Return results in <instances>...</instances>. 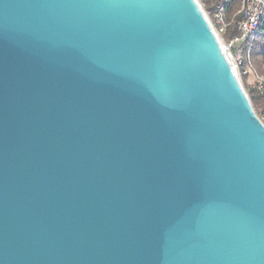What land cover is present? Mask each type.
Instances as JSON below:
<instances>
[{
    "label": "water",
    "instance_id": "water-1",
    "mask_svg": "<svg viewBox=\"0 0 264 264\" xmlns=\"http://www.w3.org/2000/svg\"><path fill=\"white\" fill-rule=\"evenodd\" d=\"M0 264H264V125L198 0H0Z\"/></svg>",
    "mask_w": 264,
    "mask_h": 264
},
{
    "label": "trees",
    "instance_id": "trees-1",
    "mask_svg": "<svg viewBox=\"0 0 264 264\" xmlns=\"http://www.w3.org/2000/svg\"><path fill=\"white\" fill-rule=\"evenodd\" d=\"M208 16L214 18L217 8L225 2V15L230 24L229 32L225 36L226 41H231L239 34L237 33V23L241 20L240 10L243 0H199ZM240 48L244 50L245 55L249 54L250 61H245L239 68L245 87L249 94L252 106L255 112L260 115L264 111V84L259 90L256 87V77L264 79V19L258 32L253 38L248 39ZM248 71L249 73H246ZM254 78V82L250 81Z\"/></svg>",
    "mask_w": 264,
    "mask_h": 264
},
{
    "label": "built area",
    "instance_id": "built-area-1",
    "mask_svg": "<svg viewBox=\"0 0 264 264\" xmlns=\"http://www.w3.org/2000/svg\"><path fill=\"white\" fill-rule=\"evenodd\" d=\"M239 14L241 20L236 25L239 35L231 41L225 40V36L228 34L230 28V24L225 15V2L217 8L213 18V24H211L219 40L222 38L220 42L232 65H235L237 68L242 67L246 60L250 61L249 54L245 55L240 45L248 39L253 38L258 32L262 20L264 19V0H243ZM246 73L249 72L246 71ZM263 84L264 79L256 77V87L259 90L263 88ZM257 117L264 125V111L260 115L257 114Z\"/></svg>",
    "mask_w": 264,
    "mask_h": 264
},
{
    "label": "rangeland",
    "instance_id": "rangeland-1",
    "mask_svg": "<svg viewBox=\"0 0 264 264\" xmlns=\"http://www.w3.org/2000/svg\"><path fill=\"white\" fill-rule=\"evenodd\" d=\"M198 1H199V0H198ZM199 3L201 4L200 1H199ZM201 5H202V4H201ZM202 7H203V6H202ZM203 9H204V7H203ZM204 11H205V10H204ZM205 13H206V11H205ZM206 15H207L208 19L211 21V24H213V18L210 17V16H208L207 13H206ZM220 40H222V38H220ZM233 66H234V69H235V71H236V73H237V75H238V78L240 79V81H241V83H242V85H243V87H244L246 93L248 94L247 89H246L245 84H244V81H243V78H242L241 73H240V71H239V68H237L235 65H233ZM250 81H251V82H254L255 80H254V78H250ZM248 96H249V94H248Z\"/></svg>",
    "mask_w": 264,
    "mask_h": 264
}]
</instances>
